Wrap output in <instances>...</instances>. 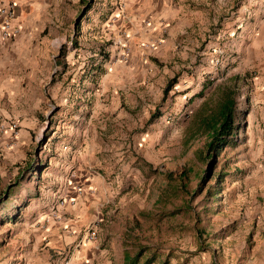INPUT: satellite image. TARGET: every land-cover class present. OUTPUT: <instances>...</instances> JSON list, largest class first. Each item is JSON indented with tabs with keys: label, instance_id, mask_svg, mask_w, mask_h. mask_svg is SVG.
<instances>
[{
	"label": "rangeland",
	"instance_id": "rangeland-1",
	"mask_svg": "<svg viewBox=\"0 0 264 264\" xmlns=\"http://www.w3.org/2000/svg\"><path fill=\"white\" fill-rule=\"evenodd\" d=\"M128 2L82 0L49 86L15 119L2 102L0 264H264V7L210 0L148 37Z\"/></svg>",
	"mask_w": 264,
	"mask_h": 264
},
{
	"label": "crops",
	"instance_id": "crops-1",
	"mask_svg": "<svg viewBox=\"0 0 264 264\" xmlns=\"http://www.w3.org/2000/svg\"><path fill=\"white\" fill-rule=\"evenodd\" d=\"M8 1L0 0V3ZM16 1V21L22 31L14 42L0 50V118H7L6 110L2 107L3 101L13 98L15 119L21 116L16 114L17 98H35L31 96L30 88L37 87L42 92V88L49 86L53 75H50L51 61L59 55V47L53 42L65 45L71 36H77L74 31L69 35V28L73 29L69 24L76 22L85 10L81 5L82 0ZM215 1L224 7L231 0ZM238 2L246 8L258 5L264 7V0ZM128 3L127 10L121 11L126 13L124 15L129 18L127 20L142 28L145 36L160 37L163 26L170 22L183 24L186 21H199L206 11L205 7L210 5V0H129ZM47 92L45 90L46 96L42 94L38 98H49Z\"/></svg>",
	"mask_w": 264,
	"mask_h": 264
},
{
	"label": "built area",
	"instance_id": "built-area-1",
	"mask_svg": "<svg viewBox=\"0 0 264 264\" xmlns=\"http://www.w3.org/2000/svg\"><path fill=\"white\" fill-rule=\"evenodd\" d=\"M18 3L16 0L0 3V50L21 34V27L16 21V11ZM20 126L17 122H0V136L8 134L11 136L8 141V146L13 147V139L16 140L19 136ZM89 235L92 239L97 236L95 230H91Z\"/></svg>",
	"mask_w": 264,
	"mask_h": 264
},
{
	"label": "trees",
	"instance_id": "trees-1",
	"mask_svg": "<svg viewBox=\"0 0 264 264\" xmlns=\"http://www.w3.org/2000/svg\"><path fill=\"white\" fill-rule=\"evenodd\" d=\"M234 105V100L229 96L220 107L219 113L211 121L207 122L209 135L212 136V141L208 144L209 148L214 149L215 146L219 147L223 143L226 144L225 142L228 143L227 139L236 134L234 128ZM125 260H127L128 264L138 263V257L135 258L133 263V260L128 255L125 256ZM145 264H151V261L147 260Z\"/></svg>",
	"mask_w": 264,
	"mask_h": 264
},
{
	"label": "water",
	"instance_id": "water-1",
	"mask_svg": "<svg viewBox=\"0 0 264 264\" xmlns=\"http://www.w3.org/2000/svg\"><path fill=\"white\" fill-rule=\"evenodd\" d=\"M83 16H84V11H83L82 14L80 15V17L76 20V22H75V29H76L77 25L80 23V21H81V19L83 18Z\"/></svg>",
	"mask_w": 264,
	"mask_h": 264
}]
</instances>
